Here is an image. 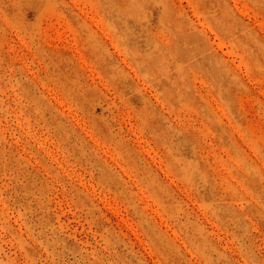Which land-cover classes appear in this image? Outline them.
Wrapping results in <instances>:
<instances>
[{
	"label": "rangeland",
	"instance_id": "1",
	"mask_svg": "<svg viewBox=\"0 0 264 264\" xmlns=\"http://www.w3.org/2000/svg\"><path fill=\"white\" fill-rule=\"evenodd\" d=\"M0 264H264V0H0Z\"/></svg>",
	"mask_w": 264,
	"mask_h": 264
}]
</instances>
